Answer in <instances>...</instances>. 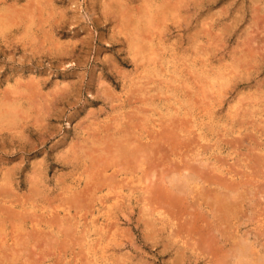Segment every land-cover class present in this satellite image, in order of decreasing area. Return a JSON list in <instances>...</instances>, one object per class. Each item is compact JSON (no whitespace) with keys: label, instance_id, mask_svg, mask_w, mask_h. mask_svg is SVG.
Segmentation results:
<instances>
[{"label":"rangeland","instance_id":"obj_1","mask_svg":"<svg viewBox=\"0 0 264 264\" xmlns=\"http://www.w3.org/2000/svg\"><path fill=\"white\" fill-rule=\"evenodd\" d=\"M173 1L176 14L166 0H0V99L14 102L20 88L27 102L23 140L17 129L0 130V185L11 174L10 200L22 197L27 210L18 228L11 207L16 212L0 229L9 261L0 264H238L240 246L264 260V0ZM151 8L168 21L146 26ZM159 133L165 140L152 145ZM114 140L149 144L150 153L136 146L142 163L116 161ZM192 169L206 191L192 180L194 190L179 201L150 196H176L175 178ZM217 179L245 186L231 215L214 203Z\"/></svg>","mask_w":264,"mask_h":264},{"label":"bare ground","instance_id":"obj_2","mask_svg":"<svg viewBox=\"0 0 264 264\" xmlns=\"http://www.w3.org/2000/svg\"><path fill=\"white\" fill-rule=\"evenodd\" d=\"M118 1H120V0H118ZM122 1V0H121ZM181 1V0H180ZM183 1H185V0H183ZM189 1V0H188ZM200 1V0H199ZM199 1H198V3H199ZM30 2V1H29ZM110 2L111 3H109V4H113L112 3V0H110ZM163 2H165V1H163ZM166 4H170V6H169V8L171 9V11L172 12H174L175 11V14H176V12L178 11V8H177V6L175 5V3H173V2H175V1H173V0H170V1H168V0H166ZM171 2V3H170ZM177 2V1H176ZM215 2V1H214ZM214 2H212V3H214ZM256 1L254 0V3H255ZM106 3V2H105ZM121 3V2H120ZM123 3V2H122ZM149 3V2H148ZM154 3V2H153ZM178 3H180V2H178ZM178 3H176V4H178ZM116 4H117V0H116ZM191 4V3H190ZM196 4V3H195ZM205 4V3H204ZM207 4V3H206ZM258 4H259V2H258ZM262 4V3H261ZM106 5V4H105ZM121 5V4H120ZM124 5V4H123ZM185 5H187V4H185ZM198 5V4H197ZM260 5V4H259ZM258 5V6H259ZM112 6H115V2H114V4L112 5ZM150 6V5H149ZM200 6V5H199ZM257 6V7H258ZM121 7V6H120ZM126 7V6H125ZM156 7V6H155ZM166 7V6H165ZM164 7V8H165ZM182 7V6H181ZM185 7V6H184ZM188 7H190V6H188ZM201 7V6H200ZM264 7V6H263ZM144 8H146V7H144ZM161 9L160 10H162V7H160ZM166 8H168V7H166ZM245 8V7H244ZM15 9H16V7H15ZM109 9H111V8H109ZM119 9V8H118ZM121 9H123V8H121ZM149 9V8H148ZM182 9H184V8H182ZM189 9V8H188ZM256 9V8H255ZM112 10V9H111ZM147 10V9H146ZM160 10H153L152 8H151V10L147 13V15H146V17H147V19L145 20L144 18H142L141 20H144V21H146V23H145V25L146 24H150L151 22L154 24V25H156L155 23H156V21H157V19H158V21H168V17L166 16V14L165 15H163V14H160L161 13V11ZM164 10V9H163ZM120 11V10H119ZM144 11V10H143ZM170 11V10H169ZM168 11V9L166 10V13L167 12H169ZM258 11V10H257ZM260 11V10H259ZM258 11V12H259ZM121 12V11H120ZM145 12V11H144ZM261 12V11H260ZM18 13V12H17ZM31 13H33V12H31ZM52 13V12H51ZM107 13V12H106ZM125 13V12H124ZM123 13V14H124ZM142 13V12H141ZM140 13V14H141ZM170 14H172V16H173V14L174 13H171V12H169ZM186 13V12H185ZM131 14H133V13H131ZM144 14V13H143ZM142 14V15H143ZM260 14V13H259ZM134 15V14H133ZM31 16H32V14H31ZM54 16V15H53ZM140 16V15H139ZM144 16V15H143ZM190 16V15H189ZM33 17V16H32ZM256 17H258V16H256ZM20 18V17H19ZM31 18V17H30ZM172 18V17H171ZM174 18H175V16H174ZM181 18V17H180ZM240 18V17H239ZM260 18V17H259ZM264 18V17H263ZM130 19H132V18H130ZM135 19V18H134ZM139 19V18H138ZM241 19V18H240ZM26 20V19H25ZM24 20V21H25ZM123 20V19H122ZM135 20H137V19H135ZM174 20V19H173ZM243 20V19H242ZM241 20V21H242ZM255 20H257V19H255ZM253 21V20H252ZM259 21V20H258ZM126 22H128V21H126ZM125 22V23H126ZM131 22V21H130ZM129 22V23H130ZM217 22V21H216ZM239 22V21H238ZM237 22V23H238ZM260 22V21H259ZM42 23V22H41ZM46 23V22H45ZM49 23V22H48ZM128 23V24H129ZM132 23V22H131ZM134 23V22H133ZM132 23V24H133ZM138 23L139 24H141L142 22L140 21V20H138ZM236 23V24H237ZM258 22L257 21H255V24H257ZM2 24V23H1ZM44 24V23H43ZM120 24V23H119ZM152 24V25H153ZM235 23L234 24H232L233 25V28L235 29V27L237 26ZM254 24V25H255ZM49 25V24H48ZM129 25H131V24H129ZM143 25V24H142ZM144 25V26H145ZM235 25V26H234ZM119 26H121V25H119ZM146 26H149V25H146ZM158 26V25H157ZM156 26V27H157ZM35 27V26H34ZM143 27V26H142ZM150 27V26H149ZM148 27V28H149ZM155 27V28H156ZM160 27V26H159ZM251 27V26H250ZM120 28V27H119ZM123 28V27H122ZM136 28H137V26H136ZM167 28V27H166ZM232 28V27H231ZM248 28V27H247ZM42 29V28H41ZM48 29V28H47ZM129 29H131V28H129ZM151 29V28H150ZM225 29V28H224ZM229 29V28H228ZM257 29H259V28H257ZM4 30V29H3ZM132 30V29H131ZM139 30V29H138ZM152 30V29H151ZM153 31V30H152ZM223 31V30H222ZM130 33H131V31H129ZM142 32V31H141ZM144 32V31H143ZM150 32V31H149ZM154 32V31H153ZM164 32V31H163ZM134 33H136V32H134ZM155 33V32H154ZM153 33V34H154ZM225 33V32H224ZM132 34V33H131ZM137 34V33H136ZM134 35V34H133ZM139 35V34H138ZM135 37H136V35H135ZM134 37V38H135ZM146 37H150V36H146ZM146 37H144V38H146ZM151 39V38H150ZM142 42L141 43H146L147 42V40H148V38H146V39H143L142 38ZM133 41H134V39H133ZM149 42H150V40H149ZM145 43H144V45H145ZM138 44V43H137ZM152 44V43H151ZM140 45V44H139ZM142 47V46H141ZM152 48V47H151ZM133 49V48H132ZM135 49V48H134ZM146 49V48H145ZM148 49H149V47H148ZM25 50V49H24ZM139 50V49H138ZM141 50V52H142V50L143 49H140ZM150 50V49H149ZM201 53H202V51H201ZM140 54V53H139ZM199 54H200V52H199ZM204 54V53H203ZM146 55V54H145ZM200 56V55H199ZM250 56V55H249ZM248 56V57H249ZM141 57V56H140ZM139 60H140V58H139ZM152 62V61H151ZM159 63V62H158ZM185 63V62H184ZM142 64V63H141ZM161 66V65H160ZM186 66V65H185ZM161 71H163V70H161ZM140 72V71H139ZM232 72V71H231ZM162 73V72H161ZM125 75V74H124ZM173 75V74H172ZM239 75V74H238ZM240 76V75H239ZM195 81V80H194ZM199 83V82H198ZM207 83V82H206ZM144 84V83H143ZM196 84V83H195ZM19 85V84H18ZM24 85V84H23ZM179 86V85H178ZM23 88V87H22ZM68 88V87H67ZM179 88V87H178ZM186 88V87H185ZM231 88V87H230ZM235 88V87H234ZM244 89V88H243ZM249 89V88H248ZM68 90V89H67ZM242 90V89H241ZM251 90V89H250ZM10 91H11V89H10ZM224 91V90H223ZM134 92V91H133ZM188 92H189V89H188ZM206 92V91H205ZM259 92H260V90H259ZM3 93V92H2ZM192 93V92H191ZM16 95H18V97H17V99L14 101V102H11L9 99H8V95L7 94H5L4 95V97H3V99H0V130H1V132H2V130H4V131H7L8 129H17L18 130V132L20 133V135H21V137L19 138V139H21V140H23V131H24V125H25V120L26 119H24L25 117H24V114H25V106H24V104L25 103H27V102H25L24 103V94H23V92L21 91V89L19 88V90H17L16 91V93H15ZM62 94V93H61ZM205 94V93H204ZM253 94V93H252ZM259 94V93H258ZM7 95V96H6ZM209 95V94H208ZM2 96V95H1ZM11 96V95H10ZM13 96H15V95H13ZM141 96V95H140ZM158 96H159V94H158ZM210 96V95H209ZM139 97V96H138ZM137 97V98H138ZM207 97V96H206ZM237 97V96H236ZM16 98V97H15ZM145 98V97H144ZM11 99V98H10ZM261 99V98H260ZM12 100V99H11ZM201 100V99H200ZM199 101V100H198ZM258 101V100H257ZM60 102V101H59ZM200 102V101H199ZM208 103V102H207ZM56 104V103H55ZM54 105V104H53ZM27 106V105H26ZM56 106V105H55ZM118 108V107H117ZM243 108V107H242ZM175 109V108H174ZM112 110H113V108H112ZM155 110V109H154ZM176 110H177V108H176ZM47 111V110H46ZM58 111V110H57ZM156 111V110H155ZM97 112V111H96ZM118 112V111H117ZM157 113V112H156ZM113 114V113H112ZM140 114V113H139ZM144 115V114H143ZM163 115V114H162ZM47 116V115H46ZM138 117V116H137ZM136 117V118H137ZM250 117V116H249ZM32 118V117H31ZM141 118V117H140ZM152 118V117H151ZM179 118V117H178ZM183 118V117H182ZM170 119V118H169ZM164 120V119H163ZM263 120V119H262ZM140 121V120H139ZM145 121V120H144ZM47 122H49V121H47ZM154 122V121H153ZM159 122V121H158ZM188 122V121H187ZM254 122V121H253ZM237 123H238V121H237ZM28 124V123H27ZM124 124V123H123ZM126 124V123H125ZM170 124V123H169ZM122 125V124H121ZM155 125V124H154ZM173 126H174V128L176 127V123H174L173 122V124H172ZM171 125V126H172ZM258 125V124H257ZM38 126V125H37ZM169 126L170 125H167V128H169ZM178 127H179V125H177ZM117 127H118V125H117ZM163 127V126H162ZM161 127V128H162ZM178 127L176 128V129H178ZM131 128V127H130ZM166 128V129H167ZM172 128V127H171ZM171 128H169L170 130L169 131H171V130H173V129H171ZM187 128V127H186ZM101 129V128H100ZM128 129V128H127ZM112 130V129H111ZM115 130H117L116 128H115ZM175 130V129H174ZM26 131V130H25ZM49 131V130H48ZM109 131V130H108ZM117 131H119V130H117ZM133 131H134V129H133ZM144 131V130H143ZM153 131V130H152ZM164 131H166V130H164ZM178 131V130H177ZM112 132H115V131H112ZM120 132V131H119ZM125 132V131H124ZM123 132V133H124ZM149 132V131H148ZM240 132V131H239ZM109 133V132H108ZM129 133V132H128ZM134 133V132H133ZM145 133V132H144ZM23 134V135H22ZM112 134V133H111ZM115 134V133H114ZM157 134H158V132H157ZM160 134V136L159 135H157V136H159V138L157 137V141L156 142H153V144L152 145H157V143H161V142H163L164 140H165V137L163 136H161V133H159ZM170 134H171V132H170ZM173 134H175V132H173ZM173 134H172V136H173ZM113 135V134H112ZM111 135V136H112ZM124 135V134H123ZM129 135V134H128ZM133 135H135V134H133ZM142 135V134H141ZM219 135V134H218ZM241 135V134H240ZM261 135H263V134H261ZM116 136H117V134H116ZM131 136V135H130ZM129 136V137H130ZM171 136V137H172ZM103 137V136H102ZM108 137H110V136H108ZM124 137V136H123ZM125 137H126V135H125ZM124 137V138H125ZM136 137V136H135ZM137 137H138V135H137ZM4 138V137H3ZM91 138V137H90ZM113 138V137H112ZM131 138V137H130ZM129 138V139H130ZM173 138V137H172ZM181 138V137H180ZM245 137H243V139H244ZM114 139V138H113ZM125 139H127V137L125 138ZM132 139H134V138H132ZM137 139V138H136ZM151 139V138H150ZM184 139V138H183ZM95 140H97L96 138H95ZM109 140V139H108ZM25 141V140H24ZM23 141V142H24ZM88 141V140H87ZM110 141H112V139L110 140ZM109 141V142H110ZM120 141H121V139H120ZM117 142V140H114V142H116V143H118V145H119V143L121 144V142ZM152 141V140H151ZM184 141V140H183ZM187 141V140H186ZM246 141V140H245ZM244 141V142H245ZM8 142V141H7ZM94 142V141H93ZM92 141H91V143H93ZM132 142H135V140H133V141H131V143ZM136 142H138L137 140H136ZM243 141L241 142V143H244ZM88 143V142H87ZM86 143V144H87ZM98 143V142H97ZM100 143V142H99ZM98 143V144H99ZM112 143V142H111ZM126 144L124 145V142L121 144V145H119V148H117V149H119V151H118V153H117V155L116 154H114L113 152V156L115 155L116 156V158H115V160L116 159H123V161L124 162H126L127 161V159L128 158H131V159H133V160H135L136 162L138 161V163L140 162V163H142L143 161H142V159H143V157L144 156H142V158H141V156L139 155V157H136V156H138V155H136V152H135V150L138 148L139 150L140 149H146V147L149 145H147L145 148H144V146H142V148L140 147V146H137L136 144H134L133 143V145L130 143V141L129 142H127V140H126V142H125ZM166 143L168 144V142L166 141ZM171 143V142H170ZM21 144V143H20ZM96 144V143H95ZM107 144V143H106ZM113 144V146H114V143H112ZM165 144V143H164ZM180 144V143H179ZM234 144V143H233ZM247 144V143H246ZM73 145V144H72ZM100 145H101V143H100ZM100 145H97V146H100ZM103 145V144H102ZM117 144H115V146H116ZM117 145V146H118ZM169 145V144H168ZM104 146V145H103ZM109 146V145H108ZM137 146V147H136ZM264 146V145H263ZM93 147H95V146H93ZM135 147H136V149H135ZM175 147V146H174ZM97 148V147H96ZM96 148H91V149H96ZM113 148L114 147H112V149L111 150H113ZM150 148V147H149ZM155 148V147H154ZM202 148V147H201ZM135 149V150H134ZM142 149V150H143ZM193 149V148H192ZM207 149V148H206ZM74 150V149H73ZM106 150H108V149H106ZM138 150V151H139ZM142 150L140 151V154H146V150L147 151H149L148 150V148L146 149V150H144L145 152L143 153L142 152ZM243 150V149H242ZM251 150V149H250ZM98 151V150H97ZM101 151H103V150H101ZM100 151V152H101ZM105 151V150H104ZM104 151H103V154H105L106 155V153H104ZM109 151V150H108ZM137 151V150H136ZM176 151V150H175ZM181 151V150H180ZM192 151V150H191ZM257 151H258V149H257ZM260 151V150H259ZM96 152V151H95ZM116 152H117V150H116ZM142 152V153H141ZM177 152V151H176ZM189 152V151H188ZM208 152V151H207ZM235 152V151H234ZM261 152V151H260ZM98 153V152H97ZM102 153V152H101ZM111 153V154H112ZM139 153V152H138ZM137 153V154H138ZM148 153H150V151L148 152ZM182 153H184V152H182ZM262 153V152H261ZM86 154V153H85ZM103 154H101V155H103ZM107 154H108V156L110 155L108 152H107ZM93 155V154H92ZM100 155V156H101ZM153 155V154H152ZM179 155V154H178ZM197 155V154H196ZM260 155H262V154H260ZM86 156V155H85ZM111 156V155H110ZM148 156H149V154H148ZM203 156V155H202ZM217 156V155H216ZM264 156V155H263ZM104 158V155L103 156H101V158ZM106 157V156H105ZM146 157V156H145ZM255 157V156H254ZM254 157H253V160L255 161V159H254ZM257 157V156H256ZM84 158V157H83ZM87 158V157H86ZM100 158V161H96L97 163H101V160L103 161V158L101 159ZM151 158V157H150ZM226 158V157H225ZM260 158V157H259ZM75 159V158H74ZM90 159V158H89ZM92 159H93V157H92ZM96 159V158H95ZM94 159V160H95ZM98 159H99V156H98ZM105 159V158H104ZM113 159V158H112ZM112 159L111 160H109L108 158H107V161L109 160V162H112ZM125 159V160H124ZM148 159H149V157H148ZM179 159V158H178ZM187 159V158H186ZM198 159V158H197ZM257 159V158H256ZM260 159H262L263 160V158H260ZM132 160V161H133ZM175 160V159H174ZM198 160H200V159H198ZM105 161V160H104ZM106 161V162H107ZM117 161V160H116ZM193 161H195V160H193ZM201 161V160H200ZM208 161V160H207ZM253 161V162H254ZM257 161V160H256ZM256 161H255V163H256ZM258 161L259 162H261L262 163V161H260L259 159H258ZM257 161V162H258ZM23 162V161H22ZM118 162H121V160H118ZM118 162H116L117 163V165H116V163L113 161V163H115V165L116 166H118V168H120V165H123V164H118ZM127 162H129V161H127ZM145 162H146V159H145ZM144 162V163H145ZM204 162V161H203ZM210 162V161H209ZM227 162V161H226ZM18 163V162H17ZM102 163H104V162H102ZM153 163V162H152ZM195 163V162H194ZM197 163H199V162H196V164ZM201 163V162H200ZM206 163V162H205ZM251 163V162H250ZM3 164V163H2ZM134 164V163H133ZM163 164V163H162ZM184 164V163H183ZM202 164H204V163H202ZM201 164V165H202ZM229 164V163H228ZM22 165V164H21ZM21 165H20V167L18 166V167H16V171H15V173L16 174H18L17 172H20L19 173V175H20V179H21V181H20V183L19 184H17L19 187H22V185H23V180H22V177H23V171H22V168H21ZM43 165V164H42ZM106 165H107V163H106ZM108 165H110V164H108ZM125 165V164H124ZM127 165H129V164H126L125 166H127ZM137 165V164H136ZM191 165V164H190ZM193 165V164H192ZM198 165H200V164H198ZM200 165V166H201ZM255 165V164H254ZM264 165V164H263ZM8 166V165H7ZM16 166H17V164H16ZM95 166V165H94ZM99 165H97V167H96V169L97 168H99L98 167ZM102 166H104L105 167V164H102ZM125 166L124 167H122V168H125ZM187 166V165H186ZM194 166V165H193ZM205 166V165H204ZM208 166V165H207ZM215 165H213V167H214ZM221 166V165H220ZM229 166V165H228ZM246 166H248V165H246ZM258 166V165H257ZM14 167V166H13ZM24 167V166H23ZM89 167H91V169H92V167L93 166H89ZM110 167H111V165H110ZM115 167V166H114ZM128 167V166H127ZM130 167V166H129ZM151 167V166H150ZM171 167V166H170ZM180 167V166H179ZM183 167V166H182ZM195 167V166H194ZM217 167V166H216ZM262 167V166H261ZM10 168V167H9ZM44 168V167H43ZM106 168V167H105ZM105 168H103L102 167V169L104 170ZM133 168V167H132ZM181 168V167H180ZM180 168H178L179 169V171H180ZM187 168H189V167H187ZM196 168V167H195ZM206 168V167H205ZM215 168V167H214ZM241 168V167H240ZM258 168H259V166H258ZM72 169V168H71ZM90 169V170H91ZM110 169H112V168H110ZM127 169H129V168H126V171H127ZM246 169V168H245ZM13 170V169H12ZM18 170H20V171H18ZM93 171H94V169H92ZM91 170V171H92ZM102 170V171H103ZM131 170V169H130ZM150 170V169H149ZM174 170H177V168L176 169H174ZM173 170V171H174ZM193 170V172L195 171L194 169H192ZM200 170H201V168H200ZM206 170H208V167H207V169ZM260 170H262V169H260ZM42 171V170H41ZM101 171V173H103ZM117 171V170H116ZM121 171V170H120ZM123 171H124V169H123ZM143 171V170H142ZM141 171V172H142ZM184 171V170H183ZM188 170H186L185 172H187ZM198 171V170H197ZM215 171V170H214ZM220 171V170H219ZM226 171V170H225ZM224 171V173H226ZM10 172V171H9ZM13 172V171H12ZM83 172V171H82ZM97 172V171H96ZM95 172V173H96ZM107 172V171H106ZM144 172V171H143ZM155 172L157 173V175L159 174L156 170H155ZM167 172V171H166ZM175 172H178V171H175ZM189 172V171H188ZM192 172V171H191ZM189 172V175L188 176H191V177H185L184 176V174H183V172L181 171L180 172V175H178L179 176V179H177V178H175V182H176V184H175V187L177 188V190H176V193L175 194H177L176 196H172V195H168L166 198H162L161 197V193H160V191L158 190V191H154V192H149V194L151 193V194H153V196H155V201H157V200H159V202H163V203H168V204H170L171 202H174V201H176V200H178V196H182V194H183V196L185 195V194H187L190 190H194V188L192 189H190V187L189 186H191L190 184L193 182L192 180H194L195 182V185L196 186H198V188H200V186L201 185H205V184H201V183H203L204 181H206V180H204L203 178H200L199 176V174H200V172L198 171V172ZM206 173V174H209V173H207V171H202L201 170V173ZM213 172V171H212ZM228 172V171H227ZM239 172V171H238ZM255 172V171H254ZM92 173V172H91ZM98 173V172H97ZM100 173V172H99ZM98 173V174H99ZM100 173V174H101ZM110 173V172H109ZM153 173V172H152ZM218 173V172H217ZM222 173V172H221ZM231 173V172H230ZM13 174V173H12ZM39 174H42V173H39ZM83 174V173H82ZM149 174V173H148ZM167 174H169V173H167ZM214 174V173H213ZM219 174V173H218ZM233 174V173H232ZM11 175V174H10ZM10 175H8V173L6 174H4V180H5V184H2V185H0V229L2 230H6L7 229V223L8 222H11V220H10V217H11V215L13 214V213H15L16 211H15V209H17L18 210V213L16 212L15 214H18V218L16 219L17 221H15L14 220V222L16 223V226L19 228V227H23L24 226V224H25V218H24V215L27 213V210H26V212L24 211L25 210V205H24V202L25 201H23V198L21 197L19 200H16V201H12V200H10L11 199V194H9V189L12 187V188H14V184H13V181H12V179L10 178V180L8 181V179H9V176ZM15 175V174H14ZM94 175V174H93ZM108 175V174H107ZM143 175V174H142ZM156 174H154L153 173V176H155ZM156 175V176H157ZM202 176H203V174H201ZM216 175V174H215ZM221 175V174H220ZM219 175V176H220ZM224 175V174H223ZM235 175V174H234ZM233 175V176H234ZM39 176V175H38ZM42 177L44 176V175H41ZM100 176V175H99ZM115 175H113L112 177H114ZM117 176H119V174L117 175ZM155 176V177H156ZM170 176V175H169ZM209 176V175H208ZM207 176V177H208ZM218 176V175H217ZM232 176V175H231ZM236 176V175H235ZM16 177H18V176H16ZM41 177V178H42ZM90 177V176H89ZM116 177V176H115ZM127 177V176H126ZM142 177V176H141ZM173 177V174H172V176L170 177V178H172ZM177 177V176H176ZM214 177V176H213ZM226 177H227V175H226ZM255 177V176H254ZM132 178V177H131ZM149 178H150V175H149ZM168 178V177H167ZM167 178H166V180H167ZM221 177H219V179H220ZM234 178V177H233ZM257 178V177H256ZM0 179H2V178H0ZM24 179V178H23ZM27 179V178H26ZM102 179V178H101ZM103 179H105V181L107 180L105 177L103 178ZM109 179H110V177H109ZM109 179H108V181H109ZM151 180H153L152 178H150ZM219 179H217V186H218V190L219 191H217V193H218V195L215 197V199H214V203H216L217 204V206H219L220 207V212H219V209H218V211L217 212H219V213H221L222 211H224L225 213L224 214H226V212H228V214H232L237 208V202H238V200H240L241 199V194L243 193H241V191L243 190V188L245 187H243V186H241V185H237V187L235 188L234 186H233V188L231 187V185L229 186L228 184H222V183H220V182H218V180ZM16 180V179H15ZM18 180V179H17ZM42 181L44 180V178L43 179H41ZM113 180H114V178H113ZM158 180V179H157ZM163 180V179H162ZM166 180H165V182H166ZM216 180V179H215ZM224 180V179H223ZM237 179H235V181H236ZM257 180V179H256ZM60 181V180H59ZM92 181H93V179H92ZM104 181V182H105ZM131 181V180H130ZM144 181V180H143ZM159 181V180H158ZM157 181V182H158ZM161 181V180H160ZM168 181H169V179H168ZM231 181V180H230ZM260 181V180H259ZM112 182V181H111ZM132 182V181H131ZM134 182V181H133ZM170 182V181H169ZM211 182H213L212 180H211ZM223 182V181H222ZM239 182H240V180H239ZM40 182H38V181H36V182H33V188H35L37 191L36 192H39V188L41 189V187H40V184H39ZM49 183V182H48ZM92 183V182H91ZM90 183V184H91ZM150 183V182H149ZM193 183V184H194ZM235 183V182H234ZM28 184V183H27ZM43 184H45L44 183V181H43ZM93 184V183H92ZM148 184V183H147ZM164 184V183H163ZM201 184V185H200ZM207 184V183H206ZM230 184H233V182H231ZM237 184V183H236ZM240 184V183H239ZM88 184L86 183V186H87ZM155 185V184H154ZM159 185V184H158ZM157 185V186H158ZM165 185V184H164ZM7 186H11V187H9V189L7 188ZM25 186V185H24ZM31 187H32V185H30ZM63 186V185H62ZM61 186V187H62ZM162 186V185H161ZM241 186V187H240ZM30 187V188H31ZM43 187V186H42ZM148 187V186H147ZM150 187V186H149ZM152 187V186H151ZM174 187V188H175ZM194 187V186H193ZM212 187V186H211ZM45 188V187H44ZM113 188V187H112ZM135 188V187H134ZM156 188V187H155ZM154 188V189H155ZM249 188V187H248ZM32 189V188H31ZM90 189V188H89ZM111 189V188H110ZM115 189V188H114ZM137 189H138V186H137ZM140 189V188H139ZM201 189V191H206V189H205V186L203 187H201L200 188ZM246 189V188H245ZM21 190V189H20ZM86 190H88V189H86ZM85 190V191H86ZM96 190V189H95ZM121 190V189H120ZM31 191V190H30ZM84 191V192H85ZM91 191V190H90ZM147 190H145V192H146ZM212 191V190H211ZM21 192V191H20ZM42 192V191H41ZM40 192V193H41ZM43 192H44V190H43ZM110 192V191H109ZM114 192V191H113ZM193 192V191H192ZM195 192V191H194ZM257 192V191H256ZM10 193H12V191L10 192ZM15 193V192H14ZM23 193V192H22ZM22 193H20V194H22ZM198 193V192H197ZM42 194V193H41ZM72 194V193H71ZM88 194H89V191H88ZM124 194V193H123ZM141 194H143V193H141ZM150 194V196H152ZM190 194V193H189ZM194 194V193H193ZM203 194V193H202ZM244 194V193H243ZM37 195V194H36ZM47 195V194H46ZM121 195V194H120ZM148 195V194H147ZM165 195H166V193H165ZM164 195V196H165ZM222 195V196H221ZM16 196V195H15ZM145 196V195H144ZM162 198V199H159L160 197ZM19 197V196H18ZM38 197V196H37ZM70 197V196H69ZM100 197V196H99ZM122 197V196H121ZM142 197V196H141ZM201 197V196H200ZM16 198V197H15ZM27 198V197H26ZM40 198V197H39ZM106 198V197H105ZM140 198V197H139ZM242 198H243V196H242ZM246 198V197H245ZM248 198V197H247ZM256 198V197H255ZM13 199H14V197H13ZM25 199V198H24ZM45 199V198H44ZM141 199V198H140ZM183 199V198H182ZM263 199V198H262ZM33 200V199H32ZM96 200V199H95ZM139 200V199H138ZM143 200V199H142ZM179 200H181V198L179 199ZM178 200V201H179ZM184 200V199H183ZM60 201V200H59ZM73 201V200H72ZM245 201V200H244ZM244 201H242V202H244ZM140 202H142V201H140ZM188 202V201H187ZM208 202V201H207ZM212 202V201H211ZM247 202V201H246ZM26 203V202H25ZM72 203H74V202H72ZM92 203V202H91ZM123 203V202H122ZM176 203V202H175ZM174 203V205L176 206V204ZM178 203V202H177ZM213 203V202H212ZM212 203H210L209 204V206L210 207H212V210H213V208H214V206H213V204ZM69 204V203H68ZM77 204V203H76ZM149 204V203H148ZM153 204H155V203H153ZM157 204V203H156ZM159 204V203H158ZM200 204H202V203H200ZM211 204H212V206H211ZM150 205V204H149ZM159 205H161V204H159ZM158 205V207H160ZM208 205V204H207ZM13 206V208H14V206H15V209H14V211H13V209H11V207ZM117 206H119V205H117ZM239 206H240V204H239ZM106 207V206H105ZM150 207V206H149ZM156 207V206H155ZM162 207V206H161ZM167 207V206H166ZM170 207V206H169ZM71 208V207H70ZM165 208V206L163 207V209ZM177 208V207H176ZM236 208V209H235ZM251 208V207H250ZM73 209H77V208H73ZM85 209V208H84ZM153 209V208H152ZM151 209V210H152ZM174 209V208H173ZM172 209V210H173ZM215 209V208H214ZM165 210V209H164ZM202 210V209H201ZM215 210H217V209H215ZM214 210V211H215ZM158 211V210H157ZM255 211V210H254ZM54 212V211H53ZM164 212H166V211H164ZM181 212V211H180ZM213 212V211H212ZM84 213V212H83ZM223 213V212H222ZM236 213H238V212H236ZM256 213V212H255ZM14 214V215H15ZM29 214V213H28ZM130 214V213H129ZM152 214V213H151ZM172 214V212L170 213V215ZM211 214H213V213H211ZM223 214V215H224ZM185 215V214H184ZM214 215V214H213ZM9 216V217H8ZM26 216V215H25ZM74 216V215H73ZM128 216V215H127ZM150 216V215H149ZM176 216V215H175ZM188 216V215H187ZM215 216V215H214ZM151 217V216H150ZM212 217V216H211ZM221 217L224 219L225 217L224 216H222V214H221ZM158 218V217H157ZM176 218V217H175ZM191 218V217H190ZM230 218V217H229ZM27 219V218H26ZM35 219V218H34ZM68 219V218H67ZM171 219V218H170ZM215 219V218H214ZM10 220V221H9ZM71 220V219H70ZM97 220V219H96ZM172 220V219H171ZM192 220H193V218H192ZM217 220V219H216ZM161 221V220H160ZM226 221V220H225ZM97 222V221H96ZM104 222V221H103ZM151 222V221H150ZM154 222V221H153ZM163 222V221H162ZM187 222V221H186ZM190 222H191V220H190ZM190 222H189V224H190ZM219 222H221V220L219 221ZM167 223V222H166ZM177 223V222H176ZM184 223V222H183ZM78 224V223H77ZM185 224V223H184ZM215 224H216V221H215ZM220 224V223H219ZM222 224V223H221ZM116 225V224H115ZM176 225V224H175ZM194 225V224H193ZM223 225V227H225L227 224H225V226H224V224H222ZM14 226V225H13ZM186 226V225H185ZM217 226H219L218 224H217ZM257 226V225H256ZM260 226V225H259ZM88 227V226H87ZM241 227V226H240ZM183 228V227H182ZM230 228V227H229ZM242 228V227H241ZM59 229V228H58ZM190 229V228H189ZM192 229V228H191ZM248 229V228H247ZM27 230V229H26ZM33 231V230H32ZM119 231V230H118ZM173 231V230H172ZM213 231H214V229H213ZM252 231V230H251ZM190 232V231H189ZM243 232V231H242ZM13 233V232H12ZM22 233V232H21ZM37 233V232H36ZM1 234H3V233H1ZM180 234H182V233H180ZM184 234V233H183ZM189 234V233H188ZM228 234V233H227ZM208 235V234H207ZM3 236H5V235H3ZM181 236V235H180ZM247 236V235H246ZM249 236V235H248ZM21 238H22V236H20ZM69 237V236H68ZM107 237V236H106ZM242 237V236H241ZM4 237H2V236H0V245L2 246V248H0V260L1 261H4L5 260V258L7 257V252L9 251L8 249L10 248V246L8 247V241L6 240V238H4ZM128 238V237H127ZM181 238V237H180ZM230 238V237H229ZM17 239V238H16ZM99 239V238H98ZM108 239V238H107ZM202 239V238H201ZM200 239V240H201ZM152 240V239H151ZM190 240V239H189ZM211 240V239H210ZM248 240V239H247ZM57 241V240H56ZM98 241V240H97ZM187 241V240H186ZM242 241V240H241ZM3 242V243H2ZM188 242V241H187ZM186 242V243H187ZM196 242V241H195ZM202 242H203V240H202ZM61 243V242H60ZM197 243H200V242H197ZM221 243V242H220ZM97 244V243H96ZM192 244V243H191ZM234 244V243H233ZM22 245V244H21ZM190 245V244H189ZM18 246V245H17ZM191 246H193V245H191ZM201 246V245H200ZM237 246H238V244H237ZM8 247V248H7ZM95 247V246H94ZM20 248V247H19ZM53 248V247H52ZM184 248V247H183ZM186 248V247H185ZM208 248V247H207ZM256 248V247H255ZM186 249H189V248H186ZM196 249V248H195ZM232 249H233V247H232ZM23 250V249H22ZM178 250V249H177ZM181 250V249H180ZM13 251V250H12ZM26 251V250H25ZM25 251H23V252H25ZM197 251V250H196ZM201 251V250H200ZM203 251V250H202ZM230 251H232V250H230ZM176 252H178V251H176ZM186 252V251H185ZM235 252V251H234ZM238 257L236 258L237 259V261H239V263L238 264H264V260L263 259H260V258H257L256 257V252H255V250H254V248L252 247V246H248V247H241L240 246V248L238 249ZM180 254V253H179ZM264 254V253H263ZM179 256H181V254L179 255ZM258 256V255H257ZM259 256L261 257V255L259 254ZM185 257V256H184ZM43 258V257H42ZM181 258H183V257H181ZM234 258V257H233ZM262 258V257H261ZM73 259V258H72ZM7 260H8V257H7ZM7 260H5V261H7ZM9 261V260H8ZM85 261V260H84ZM178 261V260H177ZM181 261H182V259H181ZM33 262V261H32ZM81 262H82V260H81ZM91 262H92V259H91ZM176 262V261H175ZM174 262V263H175ZM179 262V261H178ZM183 262V261H182ZM185 262V261H184ZM206 262V261H205ZM179 263H181V262H179ZM88 264H89V262H88ZM235 264V263H234Z\"/></svg>","mask_w":264,"mask_h":264}]
</instances>
